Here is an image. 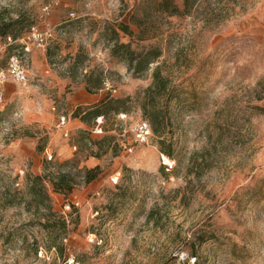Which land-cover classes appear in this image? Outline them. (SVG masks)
I'll list each match as a JSON object with an SVG mask.
<instances>
[{"label": "rangeland", "instance_id": "obj_1", "mask_svg": "<svg viewBox=\"0 0 264 264\" xmlns=\"http://www.w3.org/2000/svg\"><path fill=\"white\" fill-rule=\"evenodd\" d=\"M46 1L0 0V43L3 29L52 30L31 50L25 83L3 84L0 264H193L189 247L196 264H264V0H195L177 14L155 11L157 0H56L43 10ZM121 20L132 33L117 29L119 41L135 51L160 48L140 72L127 68L121 49L110 53L109 25ZM149 31L155 35L136 38ZM154 66L163 86L142 108ZM80 85L99 95L77 105L89 110L74 116L76 126L77 106L66 96ZM106 95L119 108L101 104L95 133L90 108ZM59 112L69 117L65 136L54 127ZM150 116L157 132L135 142L130 123L151 126ZM160 146L169 170L158 162ZM207 146L211 166L196 177L190 155ZM87 154L97 159L89 166ZM94 166L82 181V167ZM62 171L72 175L71 190L54 191L45 178L50 209L36 210L26 173Z\"/></svg>", "mask_w": 264, "mask_h": 264}, {"label": "trees", "instance_id": "obj_2", "mask_svg": "<svg viewBox=\"0 0 264 264\" xmlns=\"http://www.w3.org/2000/svg\"><path fill=\"white\" fill-rule=\"evenodd\" d=\"M195 0H180V3L178 4L175 0H157L154 3L153 9L155 11H158L159 13H165V14H177V13H183L189 10V8L191 7V5L193 4ZM137 24H140L139 21H134ZM29 26V25H28ZM27 26V27H28ZM27 27L23 30L25 31L27 29ZM117 29L121 30L122 32L131 35L132 31L130 30V28H128V25L126 23H124L123 20L119 21L116 23L115 27L111 24L109 25V30L111 33V47H110V53L115 55L118 54L119 49H121V53L119 54L121 58H123L126 61L127 64V68L132 72V73H137L142 71L149 62L154 61L155 59H157V57L160 54V48L158 47V45L156 43H149L144 49L139 50V51H135L133 49H131L129 47L128 42H122L118 40V32ZM5 29H3L2 33H4L2 36H4L5 34ZM22 31V32H23ZM21 32V33H22ZM21 33L17 34L20 35ZM16 35V36H17ZM155 35V31H149L146 32L143 35H136V38L142 39V38H151L152 36ZM15 36V35H14ZM91 71H89V73L85 74L86 77H88L90 75ZM151 76H152V81L151 83L145 88L146 91V95L143 93V98H141L140 103L142 105V108H144L145 106V102H149L151 101L154 96L155 93L158 92L160 86H163V82L162 79L164 77H162L160 75V71L158 69V66H154V68L151 71ZM97 82V83H96ZM96 82L94 83L93 87H98V80H96ZM86 87H88L87 83H86ZM119 101L118 97H111L109 95H106L105 97H103L99 104L100 105H96V106H92L91 112L92 115H97L99 112H101V104L102 106H108L110 108H113L114 110H117L119 107L117 105ZM114 104V105H112ZM80 107L77 106L75 107V109L72 111V115L73 116H79L82 117L84 116V114L86 113L87 110L89 109H85L82 110V112L80 113ZM145 119V118H143ZM150 129L153 130V132H157V125L153 124V118L150 116ZM158 135V134H157ZM164 139L161 138L159 140V142H163ZM212 146H207L204 147L200 150L194 151L189 158V162L187 165V170L192 172V174L196 177H198L203 171L207 170L208 168H210L211 166V159H212V153L214 152V149L211 150ZM160 150L161 153H163L164 155H170L169 150L166 147H161L160 146ZM97 166L94 167H82L78 168L82 170V181L84 182H88L90 181L96 174L95 172V168ZM26 177V189L29 192L30 198L32 199L33 202V206L36 210H39L40 208L44 209L45 211H49L50 209V202H49V195L43 185V180H45V178H47V180L50 182L51 184V188L54 191H63V192H68L71 190L72 186H73V181H72V175H70L68 172H56L55 175L53 176H48L46 177L45 175L42 174H32V173H26L25 175ZM187 183V182H186ZM184 183V185L186 184ZM6 197V200L8 203L11 202L10 197H8L7 194L8 188L7 187H3L2 191H1ZM9 198V199H8ZM69 205V203H68ZM63 223V222H62ZM63 225V224H62ZM50 247H54L55 249L58 247L57 243H49L47 244L46 248H50ZM36 249V248H35ZM34 249V250H35ZM188 254H192L191 256H193V260L194 263L196 264L195 261V255L194 253H192L191 248L189 247L188 249Z\"/></svg>", "mask_w": 264, "mask_h": 264}, {"label": "built area", "instance_id": "obj_3", "mask_svg": "<svg viewBox=\"0 0 264 264\" xmlns=\"http://www.w3.org/2000/svg\"><path fill=\"white\" fill-rule=\"evenodd\" d=\"M56 0H47L43 5L42 9L46 10ZM72 15V12H69ZM52 35V30L49 27L40 28L35 24H30L25 31L20 35H12L10 33L2 36V42L0 43V52L6 48L9 50L5 54L4 64L0 65V99L3 95L2 85L11 81L17 84H24L27 79V67L29 61V54L33 48H42L47 43ZM54 108L53 106L51 107ZM117 116L123 118L126 116L123 112H118ZM66 121V115L63 112L57 114V126L62 131V135H67L68 131L63 130L62 125ZM128 129L131 131L132 138L137 143H144L151 135V129L148 121L143 118H138L130 123ZM92 132H101V115L94 117V123L92 126ZM75 147L74 144L71 145ZM127 149H130L128 147ZM47 159L51 158L49 152H45ZM158 162L164 170H169L172 167L173 161L170 160L166 155L159 152ZM68 203L64 207L68 208Z\"/></svg>", "mask_w": 264, "mask_h": 264}, {"label": "crops", "instance_id": "obj_4", "mask_svg": "<svg viewBox=\"0 0 264 264\" xmlns=\"http://www.w3.org/2000/svg\"><path fill=\"white\" fill-rule=\"evenodd\" d=\"M7 82H11V81H7ZM2 89H3V85H2ZM98 95H99V93H90V92L86 91L84 89V87L82 85H80V86H76V88H74L66 96V100L68 102L69 107L74 108L77 105L87 104V103L94 101L95 99H97ZM68 122H69V117L66 116V121L62 125L63 130L66 129L68 131V128H69ZM70 122L75 124L76 126L82 125V123L74 116L71 117ZM54 127L56 128V130H60V128L57 126V117H56L55 122H54ZM60 133H62L61 130H60ZM63 154L68 155V153H63ZM91 159L97 160L91 154H87L84 156V159L82 160V162L84 165L89 166V164H90L89 162L91 161Z\"/></svg>", "mask_w": 264, "mask_h": 264}]
</instances>
